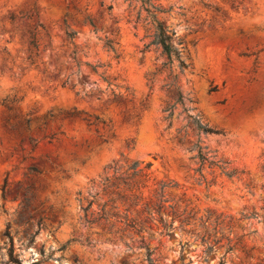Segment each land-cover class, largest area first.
<instances>
[{
	"label": "rangeland",
	"instance_id": "rangeland-1",
	"mask_svg": "<svg viewBox=\"0 0 264 264\" xmlns=\"http://www.w3.org/2000/svg\"><path fill=\"white\" fill-rule=\"evenodd\" d=\"M153 4L186 68L145 49L153 30L138 2L0 0V264H148L146 249L152 264L264 263V0ZM95 117L105 124L86 129ZM24 119L20 138L6 131ZM26 137L39 141L32 151ZM195 146L212 163L200 172ZM133 163L150 165L140 204L168 185L163 207L187 222L168 210L166 232L154 216L139 234L92 222L104 180Z\"/></svg>",
	"mask_w": 264,
	"mask_h": 264
},
{
	"label": "trees",
	"instance_id": "trees-1",
	"mask_svg": "<svg viewBox=\"0 0 264 264\" xmlns=\"http://www.w3.org/2000/svg\"><path fill=\"white\" fill-rule=\"evenodd\" d=\"M135 2H138L141 6V8L145 11L147 18L149 22L152 25L153 33L151 35V41L145 46V49L149 46L153 45L161 50V53L165 56L167 65L171 66L173 62L177 63V67L179 69L186 68V65L180 60V51L178 48H176L175 44L173 43V37L174 32L167 30V28L163 25L162 22H160L158 19H156L157 13H163L162 9H160L158 6L153 4V0H132ZM89 25L93 28L94 31H96L95 24L92 21L88 22ZM28 44L31 47L33 51H37L39 44L37 41V35L35 32L30 31L28 32ZM74 33L73 32H66L65 36L67 40H72ZM112 42L110 40H107L105 43V46L112 50L110 47V44ZM73 54H75L73 52ZM255 54H242L241 56L248 57ZM78 66V63L76 64ZM216 87H212L210 89V92H215ZM181 95L178 93V98L176 100V103L182 105L181 102ZM109 103H114L115 105H120L121 100L119 97H114L113 100L109 101ZM166 111H169V114L167 117H170L171 110L166 109ZM76 117L75 114L71 113L66 118H74ZM190 119V124L195 128L196 132L198 134H218V131L212 130L207 128L205 125H202L198 120L195 118L188 116ZM82 121L85 123L86 129H89L90 127H96V125L99 123L101 125H104L105 123L103 121H99L97 117L94 118L93 122H88L85 119H82ZM29 124L28 119H24L21 122L15 123L13 125H6V122L4 124V127L6 128V131L14 133L15 137L21 136V133L23 132V129H27ZM47 122L43 121L40 125V128L46 127ZM23 126V129H21ZM94 136L96 139L101 140L103 143L106 142V139L102 135H98V132L96 129L93 130ZM62 134V133H59ZM56 134H50L48 136L42 137L40 140H46L48 144H50L52 141L55 140ZM26 142L30 147V150L32 151L36 145L38 144V139L32 138V137H26ZM23 142V139L21 138L19 140V144L21 145ZM71 147L74 149L71 153H69L70 156L75 157L76 151L75 148H77L76 144L71 145ZM196 147V156L195 158L198 160V168L195 170V172H200L203 165L205 163H208L209 165H212V163H209L206 155L203 153L201 147ZM193 150L192 148L190 149ZM150 165H146L143 169H138V165L136 163L131 164L128 166L120 175L113 176L110 179H105V193L107 195V201L103 203L102 205H99L98 213H96V217L93 218L92 222L99 223L103 222L104 225L108 226L109 228L113 226L112 223L109 222L111 219H120V223L123 224V230L128 232H133L134 234H139L143 231L144 226L148 225L153 216L155 217V220L160 224L162 228V232H166L170 230L171 223L166 224L163 221V216H161L162 212H165L168 210V213L173 217L179 219L180 223L187 222V219H190L191 217L189 214L186 216L185 211H182L180 215L176 214L173 206H167L166 208L163 207V204H165L167 201L163 200V189L165 187H168V185L161 184L158 187V190L156 192V195L154 197L153 201H149L146 203L141 202V196L138 193L139 188L142 187V182L148 178V174L144 173L145 170H148ZM31 171L36 172L34 168L30 169ZM233 173H226L225 175L227 177H230ZM116 203L121 204L124 207L123 213L119 216L117 213V208L115 206ZM91 203L88 204V207ZM134 213V217L129 218L130 212ZM182 218V220H181ZM218 240H212V245L207 246L205 253H210L212 251V248L214 245H217ZM230 249L226 250V253ZM152 252L148 249H146L145 252V259L148 262V264H152V261L150 259V255ZM218 264H224L223 258L219 261ZM264 264V263H259Z\"/></svg>",
	"mask_w": 264,
	"mask_h": 264
}]
</instances>
